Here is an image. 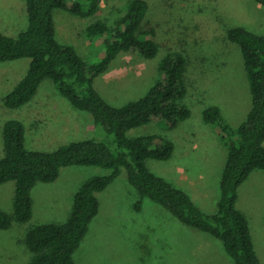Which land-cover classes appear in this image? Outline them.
<instances>
[{
    "label": "rangeland",
    "instance_id": "374dc122",
    "mask_svg": "<svg viewBox=\"0 0 264 264\" xmlns=\"http://www.w3.org/2000/svg\"><path fill=\"white\" fill-rule=\"evenodd\" d=\"M101 1V10L95 16L85 18L87 23L66 10L62 11L68 16L69 24L66 35L59 37L60 42L74 47L90 65L102 60L106 54L104 38H89L87 35V28L93 23L91 19L96 21L108 17L112 24L119 15H123L125 5L131 0ZM148 1L150 10L137 35L140 38H154L159 46L158 55L154 59H146L123 52L105 74L95 79L94 84L109 105L123 107L140 100L156 85L161 78L159 66L170 53L177 52L186 57L187 95L180 103L191 110V117L176 129H170L166 121L156 118L149 125L130 131L128 136L156 134L173 141L184 131L194 132L200 145L198 149H192L194 154L182 158L176 149L171 160L149 159L147 165L157 176L186 190L206 214L212 215L217 210L220 196L219 186L215 182L220 180L221 171L219 166H209L207 161L220 165L228 158V152L224 155L222 147L229 138L218 126L206 123L204 111L209 107H218L226 124L234 129L246 122L253 108L251 83L242 50L228 38V30L243 27L264 35V6L255 0ZM28 25L27 0H0L1 31L17 36ZM144 31L148 32L146 36L142 34ZM30 63V59L24 58L0 64V141H4L2 133L5 123L20 119L26 123V148L53 152L74 139L48 137L49 133L45 131L47 124L33 122L36 114L24 116V108L12 110L4 104V97L26 76ZM35 99L46 105V110L59 112L55 115L72 114L73 105L60 94L50 79L42 83ZM76 111L73 118L84 123L87 116L91 124L88 113ZM94 125L92 130L89 127L93 133L89 132L86 138L105 141L107 135L103 128L95 122ZM213 131L220 133L219 139L224 145ZM184 169L188 175L210 177L211 183L207 184L213 189L207 192L205 202L201 201L200 192L188 190L179 184V176ZM107 173L109 171L101 167L72 166L64 168L57 181L37 184L32 192L33 218L25 224L14 218L15 182L1 184L0 209L13 216V224L8 230H0V264H30L34 255L25 241L30 229L41 224L66 222L78 188L88 179ZM258 173L261 174L254 173L245 182L247 184L243 189L246 195H242L238 207L251 216L254 236L264 250V220L256 216L264 214V171ZM98 198L100 211L74 254L76 264H196L190 259L195 239L185 232L192 228L149 199L143 201L139 211L136 207L140 196L130 184L126 170L104 192L98 194ZM215 245L218 252L215 256L220 259L218 264H234L220 239H215ZM220 255L225 257L221 259ZM211 259L212 256L208 257L205 263Z\"/></svg>",
    "mask_w": 264,
    "mask_h": 264
},
{
    "label": "trees",
    "instance_id": "16d2710c",
    "mask_svg": "<svg viewBox=\"0 0 264 264\" xmlns=\"http://www.w3.org/2000/svg\"><path fill=\"white\" fill-rule=\"evenodd\" d=\"M264 6V0H255ZM101 0H27L29 25L17 36L0 30V64L30 59V69L19 84L4 97L7 108L20 109L37 95L45 80H52L60 94L75 109L89 114L107 135L105 141L83 139L61 146L53 152L26 148L25 124L8 120L3 128L5 156L0 159V185L15 182L14 218L28 223L33 218V189L39 183L57 181L64 168L94 166L109 173L88 179L74 197L73 209L62 224H41L31 228L26 246L33 253L30 264H76L74 254L85 239L89 226L99 214L98 194L104 192L122 174L143 201L165 207L183 224L220 239L234 264H261L256 251L248 215L239 209L240 189L258 170L264 171V35L243 27L228 30V38L242 50L251 83L253 108L246 122L234 129L228 126L218 107L204 111V120L218 126L229 138L225 144L228 158L222 174L217 211L206 214L185 190L174 186L150 170L147 160L169 161L175 143L156 134L129 137L134 129L158 118L170 129L188 120L192 112L180 101L187 95L186 57L170 53L160 64V80L138 101L123 107L109 105L95 87V79L107 72L123 52L154 59L159 46L154 38H140L138 32L150 10L148 0H131L111 24L96 21L87 28L89 38L103 37L105 57L88 64L70 45L57 37L54 11L92 17L101 10ZM152 33V31L150 32ZM145 36L147 31L142 32ZM154 36V35H153ZM13 216L0 209V230L12 227Z\"/></svg>",
    "mask_w": 264,
    "mask_h": 264
},
{
    "label": "crops",
    "instance_id": "0c3cea01",
    "mask_svg": "<svg viewBox=\"0 0 264 264\" xmlns=\"http://www.w3.org/2000/svg\"><path fill=\"white\" fill-rule=\"evenodd\" d=\"M101 8H102V5H101ZM62 11L63 10H61V9H57L54 11V20H55V26H56V32H57L58 39H59V37L62 38L66 35L67 25L69 24V19L67 18L68 16H66L65 12H62ZM66 12H69V11H66ZM75 16H77V15H75ZM77 17L82 18V20L87 23V21L85 20V17H81V16H77ZM101 20L102 21L103 20L108 21V17H105ZM96 21H100V20H96ZM96 21L91 19V22H93V23ZM93 23H91V24H93ZM57 107H59V105ZM22 108H24V111H23L24 116H27L28 114L29 115L36 114V115H34L35 118H34L33 122L39 123L40 125L47 124V128L45 131L49 133L48 137H51L52 139L71 138V139H74L73 142L79 141L83 138L84 139H90V138H86V137L90 135V133H89V132H91L90 130L95 128L94 122L92 121L90 124L89 118L87 116H85V119L83 120L84 123H80L77 119L73 118V114H75V112H77L76 109H74L73 107H71L72 108L71 109L72 114L71 113H69L68 115L67 114H62V115L60 114V116L55 115L56 113H59V112H55V110L54 111L46 110L47 106L40 104V101H38L36 99H35V101L33 100L29 104H27V107L24 106ZM23 123L26 126L25 121H23ZM89 127H90V130H89ZM91 133H93V132H91ZM213 133L217 135L219 142H221L219 139L220 133L217 132L218 133L217 134L215 131H213ZM174 139H173V142H175V150L177 149V153H178L179 157H182V158L185 156H190L192 153L194 154L193 151L200 147L199 141L197 140V137H196V134L192 131H189V132L184 131V133H182L181 136H176ZM25 144H26V136H25ZM3 146H4V144L2 143V141H0V152H1L0 159L5 156ZM192 149H193V151H192ZM222 149H223L224 155H225V153L228 152L227 151L228 148L226 147V145H224L222 147ZM226 161H227V159L224 161H221L220 165H215V164H213L212 161L211 162L207 161L209 166L210 165L212 167L219 166V171H221L220 172L221 178L219 181H217L215 183H217V185L219 186V192L220 193H221L220 185H221V180H222V174H223L224 168L226 166ZM205 164H206V161H205ZM186 171H187L186 169L182 170V174L179 176V184L182 185L183 187H186V189H188V190H196V191L200 192L201 194H199V196L201 198V201L205 202L207 199V192H211V190L213 189L210 185L207 184V183H211L210 177L207 178V176L203 175V174L198 175V177L195 175H188L186 173ZM261 171H263V170H258V171H255L254 173L255 174H261V173H258ZM203 172H206V171H203ZM213 173H214V171H213ZM251 176L248 178V180L251 178ZM245 184H247V183H244L240 189L239 200L242 197V195H244V193L246 195V192L243 189ZM181 189H183V188H181ZM35 190H36V187L33 189V192ZM32 197H33V193H32ZM219 199H220V196L218 198V201H219ZM33 201H34V199H33ZM238 203H239V201H238ZM70 206H71V203H70L69 207ZM33 210H34V207H33ZM245 213L247 214V212H245ZM256 216H257V218L264 220V214L261 213V214H258ZM248 217H249V220L251 221V216L248 215ZM251 230H252L253 238L255 241L257 254L260 258L261 264H264V250H263V247L258 244L256 237L254 236V230H253L252 224H251ZM185 232L190 233L193 236V239H195L194 249L192 250V257L190 256V259L192 261H194L196 264H218L219 263V260H220L219 257L215 256V254L218 253L216 251V245H215V239L216 238L211 237V236H209L203 232H200L199 230L193 229V228L188 229ZM211 256H212V259L209 260L208 263H205L206 259L208 257L211 258ZM220 256H221V259L225 257L224 255H220Z\"/></svg>",
    "mask_w": 264,
    "mask_h": 264
}]
</instances>
